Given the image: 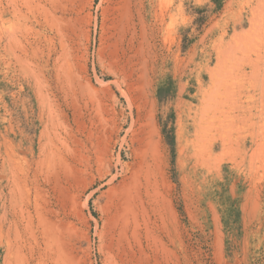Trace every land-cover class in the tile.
Instances as JSON below:
<instances>
[{
  "label": "rangeland",
  "instance_id": "rangeland-1",
  "mask_svg": "<svg viewBox=\"0 0 264 264\" xmlns=\"http://www.w3.org/2000/svg\"><path fill=\"white\" fill-rule=\"evenodd\" d=\"M0 201V264H264V0H0Z\"/></svg>",
  "mask_w": 264,
  "mask_h": 264
},
{
  "label": "bare ground",
  "instance_id": "bare-ground-1",
  "mask_svg": "<svg viewBox=\"0 0 264 264\" xmlns=\"http://www.w3.org/2000/svg\"><path fill=\"white\" fill-rule=\"evenodd\" d=\"M13 1V0H12ZM15 3H16V1H15ZM263 3V2H262ZM12 5V4H11ZM17 5V4H16ZM13 6H15V5H13ZM12 6V7H13ZM263 6V5H262ZM18 7V6H17ZM17 7H16V9H17ZM260 8V7H259ZM20 9V8H19ZM19 9H18V12H19ZM21 12V11H20ZM1 14H2V12H1ZM17 15V14H16ZM163 15V14H162ZM46 18V17H45ZM250 19V18H249ZM158 20V19H157ZM163 20V19H162ZM262 25H263V23H262ZM252 28V27H251ZM257 28H258V26H257ZM244 31V30H243ZM248 33V32H247ZM10 34V33H9ZM240 35V34H239ZM249 35V34H248ZM10 36V35H9ZM245 37V36H244ZM11 38V37H10ZM15 38V40H16V37H14ZM244 39V38H243ZM14 40V39H13ZM13 40L12 41H9V40H7V41H9V42H12L13 43ZM240 40V39H239ZM245 40V39H244ZM16 42V41H15ZM17 42H18V40H17ZM9 44V43H8ZM14 44V43H13ZM13 47V46H12ZM9 48H10V46H9ZM231 49V48H230ZM232 50V49H231ZM238 50H240V49H238ZM244 50V49H243ZM242 51V50H241ZM245 51V50H244ZM245 56V55H244ZM50 57V56H49ZM222 66V65H221ZM257 67V66H256ZM213 68V67H212ZM222 69V68H221ZM231 69V68H230ZM257 70V69H256ZM260 70V69H259ZM227 72V71H226ZM229 73V72H228ZM67 74V73H66ZM220 74H221V72H220ZM215 74H213V76H214ZM223 75V74H222ZM211 76H212V74H211ZM212 76V77H213ZM221 76V75H220ZM218 78V77H217ZM216 79V78H215ZM215 79L213 80L215 83H213V86H214V84H217L218 82V79H217V81H215ZM262 80V79H261ZM263 81V80H262ZM212 82V81H211ZM221 83V82H220ZM223 83V82H222ZM222 86V85H221ZM215 88V87H214ZM218 88V87H217ZM216 90V89H215ZM229 90V89H228ZM226 91V90H225ZM230 91V90H229ZM210 92V91H209ZM216 92V91H215ZM232 92V91H231ZM235 92V91H234ZM212 94V93H211ZM215 94V93H214ZM229 94H231V93H229ZM207 95H208V93H207ZM233 95V94H232ZM215 96V95H214ZM214 96H212V97H214ZM207 97H210V95L209 96H207ZM205 98V97H204ZM219 99V98H218ZM203 100V99H202ZM206 100V99H205ZM211 100H212V98H211ZM232 100V99H231ZM41 101V100H40ZM233 101H235V100H233ZM211 102V101H210ZM219 103H221V102H219ZM44 104V103H43ZM207 104V103H206ZM209 104V103H208ZM211 104V103H210ZM215 104V103H214ZM45 105V104H44ZM215 105H217V103L215 104ZM223 105V104H222ZM209 106V105H208ZM214 106V105H213ZM250 106V105H249ZM48 109V108H47ZM202 111V110H201ZM43 115V114H42ZM207 115V114H206ZM213 116V115H212ZM47 119V118H46ZM52 119V118H51ZM222 119V118H221ZM231 119V118H230ZM223 120V119H222ZM31 121V120H30ZM47 121V120H46ZM207 121V120H206ZM220 122V121H219ZM48 123V122H47ZM46 123V124H47ZM209 124V123H208ZM45 125V124H44ZM226 126V125H225ZM212 127V126H211ZM209 129V128H208ZM42 130V129H41ZM201 130H203V129H201ZM200 131V130H199ZM231 132V131H230ZM40 133V132H39ZM206 133V132H205ZM214 133V132H213ZM204 134V133H203ZM49 135V134H48ZM61 135V134H60ZM59 135V136H60ZM54 136H55V134H54ZM53 136V137H54ZM51 137H52V135H51ZM56 138V137H55ZM54 138V139H55ZM58 138V137H57ZM197 138V137H196ZM198 139V138H197ZM223 139V138H222ZM61 141V140H60ZM50 142V141H49ZM33 143V142H32ZM56 143V142H55ZM44 144V143H43ZM42 144V145H43ZM60 144H62L63 145V142H60ZM65 145V144H64ZM60 146V145H59ZM38 147V146H37ZM57 147V146H56ZM22 148V147H21ZM32 148V147H31ZM52 148V147H51ZM59 148V147H58ZM50 149V148H49ZM60 149V148H59ZM34 150V149H33ZM48 150V149H47ZM58 150V149H57ZM42 152V151H41ZM46 152V151H45ZM56 152H58V151H56ZM58 154V153H57ZM50 155V154H49ZM55 155V154H54ZM52 156V155H51ZM34 157H35V155H34ZM39 157V156H38ZM48 158V157H47ZM51 158V157H50ZM52 158H53V156H52ZM42 159H43V157H42ZM7 160V159H6ZM30 160V159H29ZM34 160V159H33ZM39 160V159H38ZM54 160V158L52 159V161ZM49 161H51V159L49 160ZM49 161H47L48 163H49ZM55 161V160H54ZM8 162V161H7ZM6 162V163H7ZM37 162V161H36ZM35 162V163H36ZM29 163V162H28ZM48 163H46L47 165H48ZM51 164L53 163V162H50ZM49 163V164H50ZM8 164V163H7ZM38 164H39V162H38ZM10 165V164H9ZM41 165V164H40ZM46 165V166H47ZM12 166H13V164H12ZM49 166V165H48ZM9 167V166H8ZM11 167V166H10ZM18 167H19V165H18ZM37 167V166H36ZM14 168H15V166H14ZM49 168V167H48ZM52 168V167H51ZM11 169V168H10ZM19 169V168H18ZM17 169V170H18ZM36 169V168H35ZM34 169V170H35ZM16 170V169H15ZM20 170V169H19ZM18 170V171H19ZM46 170V169H45ZM49 170V169H48ZM13 171H14V169H13ZM25 171V170H24ZM37 171V170H36ZM5 173V172H4ZM11 173H13L12 172V169H11ZM40 174L42 173V172H39ZM51 173V172H50ZM19 174V173H18ZM14 175H15V173H14ZM13 175V176H14ZM47 175V174H46ZM49 175V174H48ZM130 175V174H129ZM12 176V177H13ZM33 176L35 177L34 178V180H37V178H38V174H37V172H34L33 173ZM45 176V175H44ZM139 176V175H138ZM7 177V176H6ZM21 177V176H20ZM19 177V178H20ZM37 177V178H36ZM42 177V176H41ZM46 177V176H45ZM48 177V176H47ZM30 179V175L28 174L26 177H25V179ZM49 178V177H48ZM131 178H132V176H131ZM136 178V177H135ZM16 179V178H15ZM21 179H23V178H21ZM138 179V178H137ZM13 180V179H12ZM43 180H44V177H43ZM139 180V179H138ZM26 181V180H25ZM47 181H48V179H47ZM15 182V181H14ZM27 182V181H26ZM44 182V181H43ZM17 183V182H16ZM42 183V182H41ZM125 182H123L122 183V185L124 184ZM11 184V183H10ZM24 184V183H23ZM19 185V184H18ZM36 185V184H35ZM130 185V184H129ZM24 186V185H23ZM26 186V185H25ZM34 186V185H33ZM43 186V185H42ZM19 187H20V185H19ZM27 187V186H26ZM126 187V186H125ZM131 187V186H130ZM18 188V187H17ZM28 188V187H27ZM38 188V187H37ZM42 187L40 186V189H41ZM116 188V187H115ZM2 189V188H1ZM10 190H11V187L9 188ZM36 189V188H35ZM39 189V188H38ZM122 190L124 189V188H121ZM126 189V191L125 192H127L128 191V189L127 188H125ZM116 190V189H115ZM117 190H119V188L117 189ZM29 191L30 190H28V192H27V194L29 193ZM42 191V190H41ZM121 191V190H120ZM5 192V191H4ZM37 192V191H36ZM39 192V191H38ZM129 192H130V190H129ZM128 192V193H129ZM2 193V192H1ZM127 193V194H128ZM131 193V192H130ZM140 193V192H139ZM3 194V193H2ZM39 194H41V192H39ZM116 194V193H115ZM120 194V193H119ZM37 195V194H36ZM124 195V194H123ZM135 195V194H134ZM4 196V195H3ZM38 196H40V195H38ZM23 197V196H22ZM120 197V196H119ZM125 197V196H124ZM11 198V197H10ZM36 198V197H35ZM117 198H118V196H117ZM121 198V197H120ZM119 198V199H120ZM123 198V197H122ZM134 198H135V196H134ZM2 199V198H1ZM124 199V198H123ZM122 199V200H123ZM37 200V199H36ZM125 200H126V197H125ZM129 200V199H128ZM5 201V200H4ZM23 201H26L25 200V198H23ZM28 201V200H27ZM35 201V200H34ZM33 201V202H34ZM114 201V200H113ZM1 202V201H0ZM29 202V201H28ZM35 202H37V201H35ZM34 202V203H35ZM118 202H120L119 200H118ZM137 202V201H136ZM15 203V202H14ZM22 203V202H21ZM115 203V202H114ZM127 203V202H126ZM129 203V202H128ZM131 203V202H130ZM39 204H41V203H39ZM38 204V206H40L41 207V205H39ZM44 204V203H43ZM119 204V203H115V206H117V205ZM134 204V203H133ZM22 205V204H21ZM113 205V204H112ZM128 204H126L124 207H123V209H119V212L116 214V212H115V217H114V221H115V225H116V227L118 226L119 227V232H118V242L119 243H121L122 241H123V235H127V237L129 236L128 235V233H129V230H131L130 229V227H132V226H130V225H132L131 224V221L132 220H134V219H132V220H130L131 218H130V216H129V214H130V211H129V206H127ZM26 206V207H25ZM25 208L24 209H22L21 208V211H20V214L17 212V215H16V234L18 235V233H21V223H22V221L23 222H25V223H28V224H26V227H24V225H23V228L25 229V230H27V232L29 231L31 234H32V237H33V243H34V245L36 246L38 243H39V239H40V237H39V234H37L36 232L38 231V230H36V228H35V225H34V227L31 225V222H30V215L31 216H35V215H33V214H31V212L29 211V210H27V207H29L28 206V203H26L25 204ZM35 206V205H34ZM43 206V205H42ZM106 206H108V204H106ZM18 207H20V206H18ZM33 207V206H32ZM37 206H35L34 207V210H35V208H36ZM111 206H109V208H110ZM120 206H118V208H119ZM133 207V206H132ZM132 207H130V209L132 208ZM7 208V207H6ZM47 208V207H46ZM49 208V207H48ZM134 208V207H133ZM2 209V208H1ZM38 209H41V208H38ZM111 209V208H110ZM110 209H109V211H110ZM137 209V208H136ZM135 209V210H136ZM33 210V211H34ZM48 210V209H47ZM131 210H133V209H131ZM135 210H134V212H135ZM40 211V210H39ZM129 211V212H128ZM35 212V211H34ZM45 212V211H44ZM48 212V211H47ZM43 213V212H42ZM108 213V212H107ZM110 213V212H109ZM108 213V214H109ZM44 214V213H43ZM135 214H136V212L134 213V216H135ZM138 214V213H137ZM136 214V215H137ZM45 215H46V213H45ZM112 215V214H111ZM109 216H110V214H109ZM47 217V216H46ZM108 217V216H107ZM113 217V216H112ZM136 217V216H135ZM138 217V216H137ZM7 218V217H6ZM35 218L37 219V227L38 226H40L41 225V223H42V216L41 215H39V214H37V216H35ZM49 218V217H48ZM108 218H110V217H108ZM2 219V218H1ZM47 219V218H46ZM110 219H112V218H110ZM8 220V219H7ZM14 220V219H13ZM108 220V219H107ZM136 220V219H135ZM137 220H138V218H137ZM137 220H136V222H137ZM9 221V220H8ZM112 221V220H111ZM45 222V221H44ZM48 222H50V221H48ZM113 222V221H112ZM140 222V221H139ZM5 223V222H4ZM9 223V222H8ZM24 223V224H25ZM133 223V222H132ZM6 225V224H5ZM8 225V224H7ZM52 225V224H51ZM50 226V225H49ZM48 228V227H47ZM8 229V228H7ZM7 229H5V230H7ZM117 229V228H116ZM43 230H44V228H43ZM112 230H114V229H112ZM59 231H60V229H59ZM114 233H115V231H113ZM7 233V232H6ZM10 233V232H9ZM41 233L43 234V232H42V230H41ZM40 233V234H41ZM2 233H1V231H0V235H1ZM55 234V233H54ZM7 235V234H6ZM29 235V234H28ZM31 236V235H30ZM61 236V235H60ZM109 236H111V235H109ZM116 236V235H115ZM2 237V236H1ZM114 237V236H113ZM126 237V236H125ZM124 237V238H125ZM126 237V238H127ZM19 238V240H20V237H18ZM42 238H44L43 240H45V237H44V235L42 236ZM55 238V237H54ZM61 238V237H60ZM112 238V237H111ZM129 238V237H128ZM24 239V238H23ZM10 240V239H9ZM51 241V240H50ZM62 241V240H61ZM111 241V240H110ZM23 242H25V240H23ZM29 243V242H28ZM2 244V243H1ZM39 244H41V243H39ZM115 244V243H114ZM56 246V245H55ZM9 247V246H8ZM47 248V247H46ZM53 248V247H52ZM25 250V249H24ZM34 250V249H33ZM37 251V250H36ZM44 251H46V249L44 250ZM46 253V252H45ZM3 254V253H2ZM47 254V253H46ZM61 254V253H60ZM26 255V254H25ZM34 256V255H33ZM55 256V255H54ZM110 256V255H109ZM20 257V256H19ZM26 257H27V255H26ZM38 257V256H37ZM5 258V257H4ZM7 258V257H6ZM56 259V258H55ZM65 259V258H64ZM21 260H22V258H21ZM5 261H7V260H5ZM17 261H18V258H17ZM7 262H11V261H7ZM19 262V261H18ZM52 262V261H51ZM59 262V261H58ZM30 263V262H29ZM5 264V263H4ZM12 264V263H11ZM21 264V263H20ZM31 264V263H30ZM48 264V263H47ZM64 264V263H63ZM65 264H67L66 262H65Z\"/></svg>",
  "mask_w": 264,
  "mask_h": 264
}]
</instances>
